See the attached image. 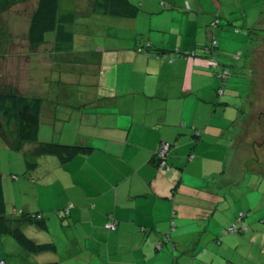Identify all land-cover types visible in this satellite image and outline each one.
Segmentation results:
<instances>
[{
  "label": "crops",
  "instance_id": "0c3cea01",
  "mask_svg": "<svg viewBox=\"0 0 264 264\" xmlns=\"http://www.w3.org/2000/svg\"><path fill=\"white\" fill-rule=\"evenodd\" d=\"M192 1L196 9L183 12H161L156 3L148 5L150 16H139L141 26L126 52L116 57L102 55L103 71L92 79L97 88L74 102L78 112L71 138L55 139V130L39 137V125L40 141L91 149L61 161L53 154L35 157L36 144L28 146L37 161L27 168H33L32 173L40 160L43 181L49 185L53 179L54 192L47 191L50 203L41 208L32 207L29 201L17 202L13 208L43 212L45 225L32 222V227L53 231L50 237L30 236L24 229L32 223L26 218L19 225L35 242L53 243L55 248L32 252L11 238H1L12 237L9 234H0L5 239L2 244L20 249L26 257L20 264H93L95 256L98 264L111 260L158 264L160 258L161 264H170L169 257L175 254L176 264H195L197 256H210V247H216L213 241L225 234L222 231L227 226L233 222L240 226L239 212L245 225L240 233H246L250 242L224 264H264V194L259 200L257 182L249 180L256 176L255 170L239 176L230 168L228 156L237 134L239 110L232 100L233 91L212 73L203 48L214 35L219 61L230 66L228 35L224 29H214L211 22L214 17L226 22L233 19L223 13L224 0ZM60 4L61 0L59 8ZM238 9L233 6L230 12L238 13ZM135 11L110 16L133 17ZM219 86L222 94L217 91ZM44 113L52 112L43 109L41 118ZM162 141L171 144L169 169L156 163L155 150ZM34 196H39V190ZM107 221L117 228L106 229ZM167 234L169 239H165ZM239 241L238 236L232 241L225 235L218 246L229 242L237 247L232 244Z\"/></svg>",
  "mask_w": 264,
  "mask_h": 264
},
{
  "label": "rangeland",
  "instance_id": "374dc122",
  "mask_svg": "<svg viewBox=\"0 0 264 264\" xmlns=\"http://www.w3.org/2000/svg\"><path fill=\"white\" fill-rule=\"evenodd\" d=\"M129 1L136 7L137 15L133 17H115L93 12L92 6L90 8L92 0H61V9H75L74 23L66 26L73 31V39L57 41L54 33H46L45 40L35 45L29 42L27 31L37 0H16L0 8V90H15L24 95L42 98L44 111L49 110L52 113L43 114L39 137L49 135L55 130V139L71 138V128L75 124L74 120L78 112L74 102L80 99V96H88L97 88L92 85V79L97 72L103 71L101 64L103 54V57L109 54L116 57L126 52V46L130 45L131 39L135 38V31L141 26L139 16L142 18L146 15L150 16L146 8L148 5L154 6L156 3L161 12L169 9L182 12L190 8L196 9L192 0ZM233 6L239 8L238 13L230 12ZM262 9L264 10V0H224L223 13L225 17H232L233 20L226 22L219 18L222 26L213 27L224 29V34L228 35L225 39L228 41L227 48L233 59L225 83L233 91L232 100L239 110L237 134L234 144L230 146L228 162L229 165L232 164L230 168L235 171L234 174L237 173L239 176L240 173L248 171L252 174V170L256 171V176L251 175L249 180L253 178L256 180V188H259L256 194L259 200L264 194V176L261 174L264 172V11L261 12ZM166 16L170 17V14ZM162 20L167 18L163 17ZM232 33L238 35L233 37ZM56 41L57 45H55ZM216 58L218 59V55ZM63 127L64 131L61 130ZM35 143L27 142L23 150H16L7 146L0 137V172L5 207L8 212L14 209L13 206H16L17 202L29 201L35 208L50 203L47 191L54 192V180L48 178L49 185L43 181V167L40 160H38L39 167L37 166L32 173L33 168H27L26 165V161H37L33 160L35 154L28 153L27 150L30 144L35 145ZM50 175L47 174V177ZM37 190L39 196L35 197ZM44 212L51 214L52 211L44 210ZM64 213L67 215L68 211L65 209ZM32 225L34 224H30V227L24 230L37 239H45L53 233V231L34 228ZM103 226L105 227V224ZM228 227H226L228 231L222 237L228 235L233 241V236H238L240 241L232 242V246L237 244V247H231L229 242H227L228 246L219 247L218 244L222 239L219 237L218 242L213 241L216 247H210L212 249L210 256H197L199 261L195 264H224L230 256L238 255L242 249L246 250L247 242H250L246 233L240 231L235 233ZM4 236L16 242L8 235H1V238H5ZM4 240L0 239V259L4 258L2 264H11L9 262L14 260L15 264H20L21 261L26 260L20 249L11 250L6 241L2 244ZM175 255V258L169 257L170 264L177 263L178 255ZM29 259L33 260L34 257L30 256ZM162 261L163 258H160L158 264ZM98 263L99 258L95 256L93 264ZM107 264H117V261L111 260Z\"/></svg>",
  "mask_w": 264,
  "mask_h": 264
},
{
  "label": "trees",
  "instance_id": "16d2710c",
  "mask_svg": "<svg viewBox=\"0 0 264 264\" xmlns=\"http://www.w3.org/2000/svg\"><path fill=\"white\" fill-rule=\"evenodd\" d=\"M15 1L16 0H0V8H4ZM135 8L136 7L131 5L128 0H94L92 4L93 12L115 16L133 13ZM73 18L74 12L72 10H61L59 8V0H37L36 6L30 17L27 31L29 42L32 45L41 44L45 40L46 33H54L58 41L72 40V32L68 30L66 26L73 22ZM214 18L218 19V17ZM218 25L219 22L217 26ZM213 37L215 38L214 35ZM206 45H210V40ZM208 47L209 50H207L206 54L209 56L210 63H216L214 69L212 68V73L218 76L221 82H225L229 73L225 77L217 73L225 68L230 71V66L222 64L219 59L216 58L217 53H215V50L217 49V44L213 47ZM161 54H164V52ZM219 88H221L223 92V87L219 86ZM42 110L43 100L41 97L24 95L15 90H0V137L4 143L16 150H22L25 142H36L34 152L37 155L53 154L61 161H66L77 153L88 152L91 149V147L85 145L60 144L53 141L38 140V129L41 122ZM156 150V163L161 167L156 157ZM167 156L166 163L168 165ZM34 164L35 163L26 161L27 166ZM168 167L170 168L169 165ZM161 168L164 169L163 167ZM1 177L0 172V234H9L19 245L32 252L54 249L55 246L53 243L35 242L29 238L19 225V220L26 218L34 222V224L43 227L45 225L43 212H28L17 208H14L10 212L6 210ZM63 215L66 216L64 210ZM107 222H105V224ZM236 224L240 229L239 224L237 222ZM116 228L117 225L114 229L110 230H115ZM227 231L228 230L225 228L222 233ZM230 231L238 232L240 230L236 229ZM165 239H169L168 234L165 236ZM45 264H58V262H48Z\"/></svg>",
  "mask_w": 264,
  "mask_h": 264
},
{
  "label": "built area",
  "instance_id": "2783aa9c",
  "mask_svg": "<svg viewBox=\"0 0 264 264\" xmlns=\"http://www.w3.org/2000/svg\"><path fill=\"white\" fill-rule=\"evenodd\" d=\"M218 22H219L218 19L217 18H214V20L211 22V24L213 26H216L218 24ZM216 44H217V40H216V38H214L212 36L211 39H210V45H205V46H203V48L205 50H209V47L208 46L213 47ZM191 53L193 54L194 52L192 51ZM156 56L159 57L158 54H156ZM169 59H171V58H169ZM211 66L214 69V67L216 66V63L213 62L211 64ZM228 73H229V70L227 68H225L224 70L221 69L217 74L222 75L223 77H225V76L228 75ZM217 91H218L219 94H222V89L221 88H218ZM198 132L196 134H198ZM169 148H170L169 142L162 141V142L159 143V145L157 147V150H156V157L159 160V165L161 167H163L164 169H168L169 168L168 165H167V163H166V156L168 154ZM66 211H68V208H66ZM242 215H243V213L242 212H239V214H238V220L237 221L240 223V229H243V226H245L244 223H242V221H241ZM105 227L108 228V229H114L116 227V225H115L114 222H110L109 221V222H107L105 224ZM236 229H239V227L237 226L236 222H233L229 226V230H236ZM3 262H4L3 260H0V263L1 264ZM227 264H232V263H227Z\"/></svg>",
  "mask_w": 264,
  "mask_h": 264
}]
</instances>
